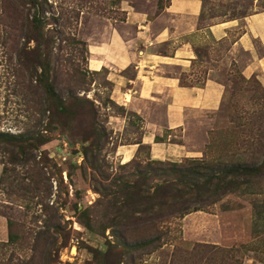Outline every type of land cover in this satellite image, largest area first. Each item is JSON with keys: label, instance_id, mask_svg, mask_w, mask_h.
<instances>
[{"label": "rangeland", "instance_id": "374dc122", "mask_svg": "<svg viewBox=\"0 0 264 264\" xmlns=\"http://www.w3.org/2000/svg\"><path fill=\"white\" fill-rule=\"evenodd\" d=\"M119 1L47 0L44 13L47 23L39 49L45 55L46 37H51L50 80L58 98L66 102V112L49 119L46 113L42 123L50 125L45 131L47 140L33 148L35 156L26 165L1 163L0 214L6 218V229L2 226L0 231V264H193V254L185 251L195 253L192 248L196 244L237 248L239 259L232 264H264V196H257L253 207L248 196L241 193L244 188L176 220L175 231L170 235L177 238L172 243L144 248L139 239H133L142 231L141 222L127 221L124 216L128 213L140 216L138 211L143 205H127L125 192L118 187L121 186L118 178L133 169L124 166L131 158L126 161L121 157L119 147L138 144L132 159L142 163L151 159L150 145H140L145 120L122 99L113 96L108 69L96 71L90 64V45L101 25L107 20L112 23L113 19H124V12L116 8ZM154 1L159 7L167 3V0L129 3L154 12ZM1 2L0 131H35V121L42 116L29 105L30 99L45 96L36 77L29 79L34 74L28 63L36 58L32 51L37 50L36 38L26 40L20 29L8 28ZM204 3L200 20L211 16L236 17L264 7V0H204ZM7 36V47L3 49L1 42ZM228 44V39L214 41L212 54L218 56ZM156 49L167 52L169 48L160 45ZM196 51L199 59L194 63V73L196 81H201L206 47H196ZM20 52V58L27 64H18ZM215 66L217 78L226 86L219 108L193 120L192 125L190 119L181 128L163 127L156 135L158 138H154L164 144L157 151L159 160L180 162L196 157L219 163L251 160L255 156V164H260L264 88L255 77H242L238 66L229 69L226 60ZM123 73L131 77L134 70L128 67ZM181 79L187 82L191 77L183 73ZM165 101L162 98L156 104H147V118L153 120L150 115H155V110L158 114L164 112ZM170 147L179 150L169 151ZM1 151L2 148L0 158L8 157ZM156 182L157 179L152 181ZM119 230L127 234L122 246L113 237Z\"/></svg>", "mask_w": 264, "mask_h": 264}, {"label": "crops", "instance_id": "0c3cea01", "mask_svg": "<svg viewBox=\"0 0 264 264\" xmlns=\"http://www.w3.org/2000/svg\"><path fill=\"white\" fill-rule=\"evenodd\" d=\"M129 1L120 0L116 7L124 12L123 20H107L101 25L90 45V64L96 71L108 69L113 96L145 120L140 145H150V157L161 159L157 151L164 144L154 138L163 127L181 128L190 119L192 125L193 120L219 108L226 86L215 74L216 64L226 60L229 69L238 66L245 79L255 77L264 88V7L236 17L211 16L200 20L204 0H167L162 7L154 1V12L134 7ZM198 20L206 22L199 25ZM226 39L227 48L218 56L212 54L211 44ZM160 45L167 46V52L158 51ZM199 46H205L207 53L203 56V79L196 81L194 63L199 59ZM128 67L134 70L131 77L123 73ZM183 73L191 80L183 82ZM162 98L166 100L164 112L158 114L155 110V115H150L154 119L147 118L146 105L156 104ZM137 145L119 147V155L129 160ZM172 150L179 149L170 147L169 151ZM2 226L6 229V218L0 214V231Z\"/></svg>", "mask_w": 264, "mask_h": 264}, {"label": "trees", "instance_id": "16d2710c", "mask_svg": "<svg viewBox=\"0 0 264 264\" xmlns=\"http://www.w3.org/2000/svg\"><path fill=\"white\" fill-rule=\"evenodd\" d=\"M1 3L6 11L8 28L10 30L11 27L18 28L26 40L34 37L37 42V50L34 51L35 48L32 50L36 58L28 63L34 71L29 79L36 77L39 81L38 86L42 87L45 96L40 99L31 98L29 105L42 118L36 119L35 131L33 129L18 133L0 131L1 153L8 156H1L0 163L26 165L35 156L32 153L33 148L47 140L48 136L45 131L50 129V125L42 123L46 113H49L47 119L54 114H64L66 102L58 98L54 82L50 80L52 68L48 47L51 37H46L44 48L46 54L44 55L39 49L41 46L39 40L44 38L43 27L47 23L44 15L47 10V0H3ZM7 39L8 36L4 37L1 42L3 49L7 47ZM10 48L13 49L14 46L11 45ZM21 52L17 55L18 64H27L20 58ZM38 67L40 72H37ZM20 77L18 74L17 78ZM260 135L264 138V132ZM260 144L262 160L259 165L255 164L254 159L257 158L255 156H251V160L242 158L219 163L215 162L216 160L211 162L196 157L185 158L180 162H165L151 158L146 163H142L140 160L132 159L134 155L124 163V166L130 168L133 166L132 171L118 178L121 182V186L118 187H122V191L125 192L126 204L134 207L137 204L143 205L142 210L138 211L141 213L140 216L137 217L133 213L124 216L127 221L134 219L141 222L142 231L137 238L133 239H139L140 246L144 248L151 245L161 247L172 243L177 238L175 235H170L175 231L173 225L176 224V220L191 211L215 202L225 194L236 193L240 188L245 189L241 193L248 196V202L253 207L256 206L257 196H264V140ZM155 179L158 182L153 184L152 181ZM114 233L115 243L120 246L124 245L127 241V234L122 230ZM195 246L196 248H192L195 253L185 251L187 254H193V264L238 262L239 250L237 248L211 247L205 244ZM209 248H212L213 252ZM245 249L247 250L248 247Z\"/></svg>", "mask_w": 264, "mask_h": 264}]
</instances>
